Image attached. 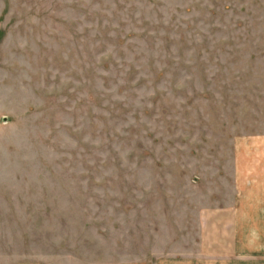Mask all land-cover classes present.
<instances>
[{
    "label": "rangeland",
    "instance_id": "rangeland-1",
    "mask_svg": "<svg viewBox=\"0 0 264 264\" xmlns=\"http://www.w3.org/2000/svg\"><path fill=\"white\" fill-rule=\"evenodd\" d=\"M257 54L264 0H0V264H218L219 60Z\"/></svg>",
    "mask_w": 264,
    "mask_h": 264
},
{
    "label": "crops",
    "instance_id": "crops-1",
    "mask_svg": "<svg viewBox=\"0 0 264 264\" xmlns=\"http://www.w3.org/2000/svg\"><path fill=\"white\" fill-rule=\"evenodd\" d=\"M219 61L222 78H238L239 86L232 88L231 107L222 110L220 204L209 224L215 225L218 264H264V55Z\"/></svg>",
    "mask_w": 264,
    "mask_h": 264
}]
</instances>
